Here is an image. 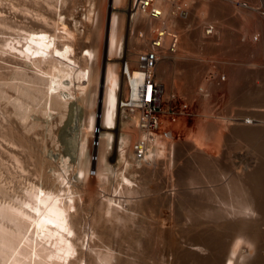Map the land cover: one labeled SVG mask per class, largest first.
Listing matches in <instances>:
<instances>
[{
	"label": "bare ground",
	"instance_id": "6f19581e",
	"mask_svg": "<svg viewBox=\"0 0 264 264\" xmlns=\"http://www.w3.org/2000/svg\"><path fill=\"white\" fill-rule=\"evenodd\" d=\"M74 1L75 0H9V3L6 1L9 5L7 8L8 12L6 13L10 14L11 17H9L8 14H6L7 16L5 15L6 10L4 11L3 9L4 12L0 10V34L2 35L0 36V102L5 105V109H3L7 114V120L5 121L7 124L3 126L1 124L0 142L3 141L4 144L7 143L15 147V149L20 148V150L25 153L27 160H30L33 165L34 172L38 176L37 178L41 179V182H39L40 180L34 181L35 179L29 182L27 180L28 183H26V185L24 183L25 186H22L23 190L21 189L19 193L18 191L16 193V190L13 191L12 189V193L8 191L9 189L7 193L3 188L6 183L2 188L1 185L4 182L0 185V264H155L157 261H152V259H155V254L147 255V259L143 257L144 255L142 256L143 258H140L135 255L131 256L130 253L127 254V252L124 253V255L123 253L117 255L116 252L121 251L119 248V251L113 250L115 247H111V243L114 242L111 237L114 234L120 235V233L128 228L135 220V218L134 220L132 219L133 210H135L137 205L139 206V204H136L138 201H136L135 196H143V191L145 190H143L144 187H142L140 183L142 179L139 180V175H137L140 173V169L143 166L150 169L149 167L153 166L158 158H162L167 153L163 141H160V134L158 135L157 132H148L141 129L138 113L130 112L127 107L126 98L128 97V89L129 87L132 88L135 82L132 78L126 79V70L129 72L137 66L139 53L147 47L151 29L156 26L159 27L161 21H164L163 19L167 20L168 18V20L171 21L173 17L170 18V15L175 14L171 9L176 2L156 0V7L159 8L162 13L161 20H148L140 14H133L131 19H129V24L133 26L138 19H144L141 20L144 24H142L143 27L141 28H143L146 34L144 36H141V34H137L136 36L130 35L129 39L126 40L127 42L125 41V47H121L122 39L125 37L123 29L125 11H127V14L130 13L133 0H112L113 4L111 10L107 12L106 17H104L106 0H96V2L88 0V8L85 9L86 12L84 13L83 20H86L84 22L91 21L89 23H92L95 18V24L88 25L86 23L85 30L82 33L78 32L79 30L76 27L80 21L76 20L78 16L73 12ZM188 1L189 0H187V2ZM222 2L224 3V1ZM248 4L239 3L237 5H240L238 7L243 6L245 10L248 7L251 8L250 5L247 6ZM188 6L189 4L187 7ZM252 9L256 10V7L251 8V10ZM247 11L251 13L250 10ZM193 12L195 13V11ZM178 13L183 15V18L187 16L186 12L179 11L177 15H179ZM206 13L208 12L206 11ZM242 16L244 17V15ZM69 17H71V19ZM104 18H106L105 25L102 23ZM259 19L261 20L262 18ZM153 22H157L158 25H154ZM219 27L221 26L219 25ZM223 27L225 28V26ZM170 29L173 30V27ZM7 30L9 32H7ZM253 39L256 40L257 38L253 37ZM221 40H223V38ZM224 40H226V38ZM209 41L210 43L212 42L211 40ZM203 44L205 45V41ZM180 49H177L176 46L174 52L163 49L160 50V60L154 72L160 68L165 74L170 65L173 66L172 68L175 66L180 68V66H177L178 64L180 65L179 62L189 59L188 54L185 53L186 50L182 51L183 49ZM1 61H7V63L9 62L11 65L5 66ZM124 65L125 70L123 69ZM262 70H264V66ZM189 72L190 71H188V75ZM196 72L197 71H195V73ZM259 73L260 72H258V74ZM260 78L261 77H259V79ZM178 80L181 79L179 78ZM200 80L201 79L197 77V80L194 82L198 83ZM230 80L232 81L233 78ZM181 81L183 82V80ZM117 83L119 84V88H116ZM200 83L202 84V82ZM260 84H262V82ZM177 86L179 87V85ZM211 87L212 86H210V88ZM237 88L239 87L237 86ZM253 88L254 87H252V89ZM116 90L118 91L116 92ZM256 90L254 89V91ZM262 91L263 93H260L257 98H254L256 96L255 94L248 95L249 99L247 97L248 100L246 102L248 103L249 101L250 105L256 108V111L259 113L262 112L260 116L258 114L260 117L258 123L264 125V86ZM259 92L260 91H258V93ZM251 98L252 102L250 101ZM243 104L244 101L242 105ZM246 107L250 108L249 105ZM66 110H78L80 116H82L81 122H79L81 123L80 128L73 139V145L71 144V150H69V145V149L65 147L66 151H71V153L68 151L70 153L68 154L72 165L67 163L69 159L66 157L68 156L63 157L61 155L59 157L61 165H58L59 163H56L57 165L55 163L52 164L53 161L51 160H49L51 163L47 164L45 163L46 158L44 160L41 155L36 152L39 149L36 148L37 150H35L34 146L40 142V139L41 142H43L42 140L44 137H50V133L53 130L52 128L58 126H53V122L54 124L60 122ZM247 119L245 118L246 121H244L243 124H249L252 123V121L257 122L255 119ZM96 125L97 127H95ZM257 125L258 124H255V126ZM261 129L263 130V127ZM92 133L98 136L96 160H94V157H91L94 146L90 147L89 145V140H91L89 136L92 135ZM40 135H43L42 138H39ZM163 138L165 140L166 137ZM203 139H205V137ZM193 145V150H197L196 156L202 157L206 163L213 161L211 159V154L208 151H204V145L202 147V145L200 146L195 142ZM134 147L140 149L142 154L140 157L136 155ZM110 150L113 151L115 156L113 154V156L110 155L112 153H109ZM256 151L255 154H257ZM39 152L41 151L39 150ZM46 154H44V156ZM13 156L15 157L16 155L12 154V157ZM3 160L5 161L6 157ZM16 160L19 162V158H16ZM199 160H201V158ZM261 160L260 163L263 162V159ZM213 162L217 164L216 166L219 165L220 167L217 169L218 172L216 171V176H213L215 180H210L212 176L210 178L208 175V187H214L215 190L217 189L215 194H219L222 197H216V195L214 197V192L210 196H205L203 195L205 191L200 196L198 194L197 197L191 196L193 190H190L191 188L188 184L191 185L192 180L191 177L188 176L191 181L188 182L187 187L190 188L189 191H192V194L187 195V193L183 192L184 197L181 195L183 198H181L183 200L182 202H184L185 205L183 210L185 211L183 212L181 209L182 206L178 208L181 209L178 211H182L183 213H177V216H175V212H173L175 214H173L174 216L170 214L172 217H175V219H171L175 220L174 223L176 224L173 226L170 224L169 226L171 227L167 225V227L161 228L158 230V236L156 235L157 233L155 234V229H152L155 224L159 225L157 224L158 222L156 223V220H154L157 214L153 213L154 218L150 215L155 221V224L152 223L154 224L152 228V224H149V226L153 230L154 235L159 239V243L156 242L158 243V250H156L158 259L162 264H264V165L262 164V167H260L261 170H258V173L256 172L257 174L256 176L254 175L255 177H252L255 173V170L251 168L252 163L249 164L251 172H242L239 170L241 173L236 175V169L235 175H230L225 173L226 171L224 172V164L222 166L220 165L222 161L221 163L219 162L220 164H218L216 160ZM21 163L19 166H21ZM9 166H12L11 169L13 170V165ZM25 166H27V164L23 167ZM224 166L227 167L226 165ZM47 167L52 168L51 172L53 171V175H50L52 173L47 171ZM94 167L95 172L91 173L90 170ZM0 168H2V166ZM15 171H17V169ZM165 178L163 179L165 180ZM212 181L216 182L217 185ZM161 182L165 184L164 181ZM8 187L10 186L8 185ZM197 188L198 187L194 186L195 191ZM99 189L106 193L104 194L102 192L103 195L98 197V194H101ZM152 189L153 188H151V190ZM151 190L147 192L145 190L144 192L148 194ZM209 190L211 191L212 189ZM161 191L158 190L159 193ZM200 191H198L199 194L202 193H200ZM163 193L164 192H162V194ZM166 194H168V192L165 193V198L167 197ZM157 195L156 197H158ZM212 196L214 198H212ZM173 197L174 195L170 198L172 199ZM138 199L140 200L142 197ZM143 201L141 203H145ZM148 201L151 200L148 199ZM88 204H90V206L92 204L95 206V213H93V216L91 215V217L85 219L81 213L84 210L86 211L87 207H89ZM156 204L153 208L156 207ZM150 205L144 206L150 207ZM169 205L172 206L171 203ZM173 209H175V207H173ZM152 211L153 210L150 212ZM139 218H142V216ZM84 224H88L89 227L81 232V226ZM160 227L159 225V228ZM127 230L128 229H126V231ZM85 236H87V239H92V236L97 237V239L101 240V243H103L101 248L98 247L99 249H94L92 251L93 253L84 252L79 248L82 246V243L78 244L77 241L79 239H84ZM136 242L142 243L145 247L148 245L144 244L143 240L140 239ZM139 243L137 244L140 245ZM125 244L126 243L123 245ZM148 248L147 250L144 248L142 249L146 250V252L150 249L152 250V248ZM72 257L74 258L73 260H71Z\"/></svg>",
	"mask_w": 264,
	"mask_h": 264
},
{
	"label": "rangeland",
	"instance_id": "374dc122",
	"mask_svg": "<svg viewBox=\"0 0 264 264\" xmlns=\"http://www.w3.org/2000/svg\"><path fill=\"white\" fill-rule=\"evenodd\" d=\"M6 1L8 2L9 0H1L0 1V10H2V11H3V9H4V11L6 10L5 11V15L8 14L6 12H8L7 8L9 7V5H8L9 2L6 3ZM93 1L96 2V0H93ZM189 1L187 2V0H184V1L183 0H175L176 3H174L175 5L173 4L174 6H172V9H171L172 11H174L175 14H171L170 15V18H172V17L173 18L171 19V21L168 20V18H167V20L163 19L164 21H161V23L164 22V24H166L168 27H170V28L173 27V30H175L178 33L179 37H178L177 49L181 48V49H183L182 51L186 50L185 53L188 54V58L189 59H187L186 61H180L179 62L180 65L179 64L177 65V66H180V68H178L176 66L174 68H172L173 66L170 65L168 67L169 69H167L165 74H164V72L161 71L160 68H159L160 70L157 69L154 72V74H155V78H156L157 82L159 84H161V86L163 88L162 101H164V102L167 101L168 102L169 94L174 93L177 99L185 100L188 103V105L191 108V110H193L194 115L191 116V117H189V116L182 117L181 116L175 122H172V123H169V122H166V121L164 123V120H163L164 124L161 126V129H160L158 135L160 134V136H159L160 137V141H163V143H164V145L166 147V152L167 153L162 158H158V160L155 162V164L153 166H151L152 168L149 167L150 169H147L146 167L143 166L140 169V173L137 174V175H139L138 176L139 180L140 179L143 180V181L140 180L141 181L140 182L141 186L144 187L143 190L145 189L146 192H147L148 190H151V188H153V189L148 194L146 192H144L145 191L144 190L143 191L144 195L142 194L143 196H140V197L135 196L136 197V201H138L139 203L136 202V201L135 202H136V204H139V206L137 205V207H135V210H133L134 212H133V218L132 219L134 220V218H135L134 222H132V224L128 228H126V229H128L127 231H126V229H124L126 233L123 230L120 233V235L119 234L118 235L114 234L111 237L112 241H114V242L111 243L113 246L110 244L111 247H113V248L115 247L114 249L112 248L114 251H119V249H120L121 252H116L117 255H121V253H123V255H124V253L127 252V254L130 253L131 256L135 255V256H139L140 258L144 257V258L147 259V255L149 256V254H155V256H154L155 259L154 260L152 259V261H155V262L157 261V263H155V264H162L159 261L158 256H157L158 243H159L158 240L159 239H158V237L156 235H158V232H159L158 230H160L161 228H165V227H167V225L169 226L170 224L172 226L176 224V223H174L175 220H172V219H175V217L171 216V215L174 214L173 212H175L176 215L175 214L174 215L177 216V213L181 214V213H183L185 211V210H183V207L185 205H184V202H182L183 201L182 197H184L183 192L187 193V195L188 194L191 195L192 191H189V189L191 188L190 190H193V194L191 196H193V197H195V196L197 197L198 195L199 196L202 195L204 193V191H205L206 194L204 193L203 195H205V196H210L214 192V194H213L214 197H215V195H216V197H218V196L222 197L219 194H215L217 192L216 191L217 189L215 190L214 187L213 188L212 187L211 188L208 187V185H209L207 183V180H209L208 175H209L210 178L212 176V179H210V180H213V179L215 180V178H214L216 176L215 174L218 172L217 169L220 167L219 165L216 166L217 164L214 163L213 161H215V160L218 161V164H220L221 161H222V163L220 165L221 166L223 164L226 165L227 167H225L223 165L224 172L226 171L225 173L230 174V175H235V174L237 175L238 173H241L240 171H242V172L250 171L251 172L249 164L252 163L251 164V168H252V170H255V173L253 174L252 177H255L256 174L261 170L260 167H262V164L264 165V154H263V152H264V137H263L264 136L263 135V133H264V131H263L264 130V125L258 123V121L260 120L259 116H260V114L262 112L259 113L258 111H256L255 110L256 108L251 106L249 101H248L249 104L246 102L249 99L248 95L250 96V95L255 94L256 96L254 98H257V97H259L260 93H263L262 88L264 86V84H263L264 83V70H262V67L264 66V51H263L264 50V47H263L264 46V34H263L264 33V28H263V26H264V0H235V1H231V0H205V1L204 0H201V1H199V0H191L190 2ZM222 1H224V3ZM236 1H238V2H236ZM239 1H241V2H239ZM248 2H249V4H248ZM236 3L237 4H239V3L248 4L247 6L250 5L251 8H255L256 7V10H253V9L251 10V8H249V7L248 8L245 7L246 9L244 10L243 6L242 7H238L240 5H237ZM75 4H77V5H75ZM112 4H113L112 0H106L105 1V7H106V11L105 12H106V14L104 12V15H105L104 17H106L107 12L109 10H111ZM188 4H189V6L187 7ZM94 6H95V11H96L97 10L96 9V4ZM177 6H179L183 10V12L187 13V16L185 18H183V15H180L179 13H178L179 15H177V12H179V10H177ZM87 8H88V0H75L74 3H73V12H74V14H76V16H78V17H76V20L80 21V23L77 24L78 26L76 25L77 29L79 30V31L78 30L77 31L80 32V33H82L85 30L86 23L88 25H90V24L94 25L95 24V18H94V21L92 23H89L91 21L84 22V21H86V20H83L84 19V13L86 12L85 9H87ZM257 8H259V9H257ZM239 9H241V10H239ZM205 10L208 13H206ZM247 10H250L251 13L248 12ZM115 11H117V10H115ZM193 11H195V13ZM253 11H255V12H253ZM125 12L126 13L124 15V22H123L124 23V25H123L124 27H123V29H124L126 38L123 37L121 47H123V46L125 47L126 42H127L126 40L129 39L130 35L136 36L137 34L138 35L141 34V36H144L146 34V32L143 30V28H141L144 25L142 23L143 21H141V20H144V19H138L136 21V23L132 26V24L131 25L129 24V15L127 14V11H125ZM242 15H244V17ZM8 16L11 17L10 14H8ZM69 18L71 19V17H69ZM125 18H126V20H125ZM259 18H262V19L260 20ZM105 19L106 18H104V21L102 22L104 25H105V22H106ZM119 19H120V16H119ZM249 20H250L251 23L249 22ZM255 20H256V22H255ZM119 21H121V20H119ZM207 23H212L214 25V30L215 31H213V32L215 34L213 33L210 36H205L203 33H201V32H203L202 31V26L204 24H207ZM153 24L154 25H158L157 22H153ZM253 24L254 25L256 24V25L254 26ZM219 25L221 27H219ZM223 26H225V28ZM130 27H133V28H130ZM218 31L220 32L221 35L219 34ZM7 32H9V31L7 30ZM142 32H144V33H142ZM147 33H148V31H147ZM239 33H240V35H239ZM0 36H2V35L0 34ZM231 37H232V39H231ZM253 37H256L257 39L254 40ZM222 38H223V40H221ZM225 38H226V40H224ZM209 40H211L212 42L210 43ZM204 41H205V45L203 44ZM195 43L196 44L198 43V44L196 45ZM207 44H208V46H207ZM246 45H248L249 47L246 46ZM208 47H210V48H208ZM211 47L213 48V50H212ZM246 47H248V48H246ZM260 48H262L263 50L260 49ZM204 52H205V54H204ZM198 53H200V54H198ZM209 54H211V55H209ZM241 55L243 56L244 59L242 58ZM7 57H8V55H7ZM207 58H209V59H207ZM2 62H3V65H5V66L6 65H9V66L11 65V63H9V62L7 63V61L6 62L5 61H1V63ZM201 62H202V64H201ZM207 62H210V63H207ZM183 64H185V65H183ZM195 64H196V67H195ZM253 65H254V67H253ZM235 70L236 71L239 70V71L236 72ZM188 71H190L189 75H188ZM195 71H197V72L195 73ZM229 71H230V73H229ZM258 72H260V73L258 74ZM228 74H230V75H228ZM260 74H261V76H260ZM173 76H174V78H173ZM189 76H190V79H192V78L193 79L190 80ZM196 76L201 79L200 82H202V84L200 82H198L199 84L194 82L195 80H197ZM229 77H230V79L233 78V80L231 81L229 79ZM259 77H261V78L259 79ZM179 78L181 80H183V82L181 80H178ZM223 78H225V79H223ZM165 79H168V80H165ZM229 80L231 81V83H230ZM255 80H256V82H255ZM178 81H180V82H178ZM259 81H261L262 84H260L261 82H259ZM209 82H211V83H209ZM181 83L183 84V87H182ZM184 83H185V86H184ZM174 84H176V85H174ZM229 84H231V85H229ZM234 84H236V85H234ZM177 85H179V87ZM210 86H212V87L210 88ZM218 86H219V88H218ZM228 86H229V88H228ZM237 86L239 88H237ZM117 87L119 88V84L118 83L116 85V88ZM252 87H254V88L252 89ZM248 88H250V89L247 90ZM256 88H257V90H256ZM254 89L256 91H254ZM117 91L118 90H116V92ZM240 91H242V92H240ZM258 91H260V92L258 93ZM233 93H234V95H233ZM243 94H244V96L242 97ZM247 97H248V99H247ZM234 99H236V100H234ZM206 100H207L208 103L206 102ZM243 101H244V104L242 105ZM250 101L252 102V98L250 99ZM97 103H96V106H97ZM247 104L249 105L250 108L246 107V106H248ZM2 105H3V103L0 102V128H2L3 125L7 124L5 122L7 120V114L4 112L5 111L4 110L5 109L4 108L5 105H3V106ZM205 107H206V109H205ZM74 111L75 110H73V111L66 110L65 113H64V116H63V118H62V120L60 122H57L56 124H54V122H53V126H55V125H58V126H55V128L52 126L53 130L50 133V137L49 136H47L46 138L44 137V139L42 140L43 142H41V139H40V142H38L34 146L35 150L39 149L41 151V152H39V150H37L36 152L39 155H41V157L44 160L46 158L45 163L50 164L51 161H53L52 164H54V163L58 164L59 163L58 165H61L60 161H59V157L61 155L63 157L68 156V157H66V158L69 159V161H67V163H70L72 165V162H70V156H69L71 151H69V150H71V147H72V145L74 143L73 139L76 136V132L80 128V124L81 123H79V122H81V119H82V116H80L79 111L78 110L75 111V112ZM256 114H257V117H256ZM258 114H259V116H258ZM245 118L246 119L250 118V120L255 119V120H257V122L256 121L255 122L252 121V123L243 124V122L246 121ZM247 120H249V119H247ZM1 124H2V126H1ZM255 124H258L261 127H259L258 125L255 126ZM202 126H204V127H202ZM77 127H78V129H77ZM95 127H97V125ZM262 127H263V130L261 129ZM95 129H94V131H95ZM257 129H258V131H257ZM260 129H261L262 133L260 132ZM254 130H255V132H254ZM59 132H60V134H59ZM210 132H211V134H210ZM212 133H213V135H212ZM161 134H163V135H161ZM256 134H257V136H256ZM43 135H40L39 138H42ZM201 136H204L206 140L203 139L204 137H201ZM89 137H91L90 139L92 140V141L89 140L90 141L89 142L90 147L94 146V150L91 152V157H94V160H96V157H97L96 147H97V145L94 144V142L96 140L98 141V138H97L98 136H95V134L92 133V135H90ZM163 137H166L165 140H164ZM206 137H208V138H206ZM218 138H221V139H218ZM252 138L255 139V140H253ZM207 139H209V140H207ZM63 140H64V142H63ZM211 141H212V143H211ZM252 141H253V143H252ZM259 141H261V142H259ZM194 142L197 143L200 146L202 145V147L204 145V147H203V148H205L204 151H208L211 154V159L213 160L212 161L213 163L211 161H210V163L209 162L206 163V161L203 160L202 157L196 156L197 150L196 151L193 150L194 149L193 148V146H194L193 143ZM254 142H256L257 144L254 143ZM216 143H218L219 145L216 144ZM6 144L7 143L4 144L3 141L0 142V158L2 157L0 159V167L2 166V168H0V171L2 172V170H3L2 173L0 172V176H1L0 185H1V183L4 182L1 185V188L6 183L5 186L3 187L6 192L9 189L8 191H11L10 193H12V190L13 191L16 190L15 192L17 193V191H18V193H19V191L21 192V189L23 190L22 186H25L26 183H28L29 181H32V180L35 179L34 181H39L40 180L39 182H41V179L37 178L38 176L34 172V167L31 164L30 160H27V158L25 157V153L22 152L20 150V148H16L17 149L16 150L15 147H12V146H10L8 144L6 145ZM68 145L70 146V149H69ZM59 146H61V147H59ZM65 147H66V149H69L68 151L70 153L68 151H66ZM44 150H45V152H44ZM255 151H256L257 154H255ZM258 152H260V153H258ZM109 153H111L110 154L111 156H113V155L115 156V154H113V151L110 150ZM12 154L16 155V156L12 157ZM44 154H46V155L44 156ZM62 154H64V155H62ZM4 155H6V156H4ZM5 157H6L7 161L3 160V159H5ZM16 158H19V162L16 160ZM21 158L24 160V162L27 161L30 164L27 163V162L24 163ZM200 158H201V160H199ZM256 158H259V159H256ZM260 158L263 159V162H261V163H260V161H262V160ZM20 160H22V161H20ZM49 160H51V161H49ZM252 161L255 162V163H253ZM199 162H201V163H199ZM20 163H21V166H22L23 163H24L23 166L26 165V164H27V166H25V167L22 166L21 167V166H19ZM7 165H8V167H7ZM9 165H13V170L11 169L12 166H9ZM21 168H23V169H21ZM47 168H48L47 171L52 173L50 175H53V171L51 172L52 168H50V167H47ZM212 168H214V169H212ZM238 168H240V169H238ZM16 169H17V171H15ZM19 169H21V170H19ZM69 169H71V168H69ZM236 169H237V172L235 173ZM9 172H10V174H9ZM90 172L94 173L95 172V167L92 170H90ZM168 172H169V174H168ZM14 175H16V176H14ZM17 175H18V177H17ZM204 175H206L207 177L204 176ZM164 176L165 177L167 176L166 178L168 180ZM188 176L191 177L192 181L189 179L190 177H188ZM2 177H3V179H2ZM16 177H17V179H16ZM193 177H195V178H193ZM204 177H206V178H204ZM163 178H165L166 181ZM178 178H179V180H178ZM253 179H256V178H253ZM27 180H28V182H27ZM184 180H186V181H184ZM161 181H164L165 184L162 183ZM190 181H191V185L188 184V182H190ZM199 182H201L202 184L199 183ZM212 182L215 185H217L216 182H214V181H212ZM24 183H25V185H24ZM7 184L10 187H8ZM187 184L189 185L190 188L187 187L188 186ZM193 184H195V185H193ZM151 186H153V187H151ZM194 186L198 187L196 191L194 189ZM146 187H148V188H146ZM206 188H207V190H206ZM157 189L159 191H161V189H162V191L159 193ZM209 189L213 190V191L211 190L212 193H211V191ZM170 190H171V192H170ZM200 190H202V191H200ZM221 190H223V189H221ZM99 191H100L101 194H98V197L103 195L102 194L103 190L99 189ZM198 191H200V193L201 192L202 193L199 194ZM206 191L210 192V193L208 192L209 195L207 194ZM162 192H164V193L162 194ZM166 192H168V194H166L167 197L165 198L164 196H165ZM179 192L182 193V194H180ZM103 193L105 194L106 192L104 191ZM107 194H108V192H107ZM156 195L158 197H156ZM160 195H162V196H160ZM173 195H174V197H173L174 199L173 198L171 199L170 197L173 196ZM181 195H182V197H181ZM141 197H142V199L139 200L138 198H141ZM214 197L212 196V198H214ZM148 199L151 200V201H148ZM170 200H171V202H170ZM142 201L145 202V203H141ZM146 203H148V204H146ZM170 203L172 204V206L169 205ZM140 204H141V206H140ZM155 204H156V207L153 208L155 206ZM80 205H81V202H80ZM144 205H148V206L150 205V207L146 206L147 207L146 208ZM88 206L89 207H87V209H86L87 212L84 210L81 213L83 215V218H85V219H88L89 217H91V215L92 216L94 215L93 213H95V206L93 204L91 206H90V204H88ZM169 206H171V207H169ZM180 206H182V208ZM92 207H93V209H92ZM163 207H165V208H163ZM167 207H168L169 210L167 209ZM173 207H175V209L177 211L175 209H173ZM178 208H181L183 210V212L182 211H178V210H181V209H178ZM150 209L153 210V211L150 212L151 211ZM171 209H173V210H171ZM153 213L157 214L156 217H155L156 219L153 217ZM158 214H159V216H158ZM150 215H152L154 220H156V223L158 222L157 224H159L161 226L160 228H159V225H156L154 223L155 221L153 220V218H151ZM141 216H142L143 219L139 218ZM148 218H150V219H148ZM170 219H171V221H170ZM170 222H172L174 224H172ZM152 223H154L156 226L154 224H152ZM149 224H152L151 228H152L153 225L155 226V227L153 226L152 229L153 230L155 229L154 231H155V234L157 233L156 235H154V232L150 228ZM88 227H89L88 224L82 225L81 226V232H83V230L87 229ZM169 227H171V226H169ZM148 229H149V231H148ZM127 232H129V233H127ZM136 232H137V234H136ZM84 234H85V232H84ZM151 235H152V238H151ZM145 236H147V237H145ZM149 236H150V238H149ZM133 238H135V239H133ZM137 239L138 240L139 239L143 240L144 244H148V245H146L147 247L142 245V243L140 244L139 242H136V241H138ZM123 240H124V242H123ZM150 241H151V243H150ZM115 242H117V243H115ZM156 242H158V243H156ZM77 243L78 244L82 243V246H80L79 248L82 249L84 252H90V253H93L92 251L94 249L101 248V245L103 244V243H101V240H99V239H97V237H93V236H92V239H90V238L87 239V236H85L84 239H82V240L79 239L77 241ZM121 243H122V245H121ZM124 243H126V244L123 245ZM137 243H139L140 245H138ZM132 244H134V245H132ZM138 247H140V248H138ZM142 248H144L146 250H147V248L148 249L152 248V250L150 249L151 251L148 250L146 252V250H144ZM136 249H137V251H136ZM139 250H141L142 252L139 251ZM131 252H132L133 255L131 254ZM114 254H115V252H114ZM73 259L74 258L72 257L71 260H73Z\"/></svg>",
	"mask_w": 264,
	"mask_h": 264
},
{
	"label": "built area",
	"instance_id": "2783aa9c",
	"mask_svg": "<svg viewBox=\"0 0 264 264\" xmlns=\"http://www.w3.org/2000/svg\"><path fill=\"white\" fill-rule=\"evenodd\" d=\"M155 2L156 0H133L131 11L128 13L129 19L133 14H140L148 20H161L162 13ZM177 10L183 12L179 6ZM202 30L205 36H210L214 33V25L207 23ZM177 44L178 34L162 22L159 27L151 29L147 47L139 53L137 66L129 72L126 70V79L132 78L135 82L134 86L128 89L127 107L130 112L138 113L139 125L145 131L159 133L163 120L172 123L181 116L194 115L188 103L177 99L174 93L169 94L168 102L162 101L163 88L154 74L160 60V50L174 52ZM123 69L125 70V65ZM94 144L97 145V140ZM134 148L136 155L140 157L142 155L140 149Z\"/></svg>",
	"mask_w": 264,
	"mask_h": 264
}]
</instances>
